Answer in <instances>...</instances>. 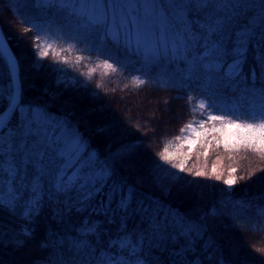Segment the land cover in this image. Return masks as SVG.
Instances as JSON below:
<instances>
[{
	"label": "snow or ice",
	"instance_id": "6c2138e0",
	"mask_svg": "<svg viewBox=\"0 0 264 264\" xmlns=\"http://www.w3.org/2000/svg\"><path fill=\"white\" fill-rule=\"evenodd\" d=\"M13 2L17 4L14 15L18 12L25 31L33 34L34 67L49 56L50 35L67 43L61 53L75 49L71 41L87 44L78 51L89 53V58L94 53L96 67L111 73L127 70V58L114 55L112 48L123 45L142 61V67L131 70L139 73L131 75L137 88L154 82L142 78L152 72L160 77V87H187L186 81L200 79L198 72L206 73L200 95L186 97L194 118L174 138L179 143L169 140L157 153L153 173L158 181L179 179L184 172L211 178L202 168L186 167L198 142L204 157L213 142L216 148L223 144L230 152L242 149L264 157V87H255L257 80L264 83V0ZM33 8L50 15L38 16ZM56 55L53 66L62 73L58 82L86 86L79 79L83 73L69 75L65 67L74 68L84 57L77 56L70 63L68 56ZM0 62L8 79L7 88L0 85V100L6 101L0 112V208L27 225L10 235L0 227V240L8 236L11 242L22 244L20 237L32 235L31 224L45 206H51L61 223L69 221L73 212L84 214L91 209L70 231L52 232L45 238L41 243L48 252L45 264H223L216 256L215 242L205 239L203 225L193 224L152 197L140 196L127 181L115 180L114 164L101 163L78 130L24 102L20 60L2 27ZM177 64L183 72L177 70ZM95 72L96 68L88 70L89 80ZM222 87L239 92L242 102L226 100L218 91ZM185 145L187 152L182 151ZM137 149L136 143L124 144L112 159L132 155ZM211 176L221 178L215 166ZM236 182L234 177L224 180L229 188ZM251 207L245 202L222 203L210 208L208 215L227 214L235 219ZM256 213L264 221V206ZM260 230L264 231V223Z\"/></svg>",
	"mask_w": 264,
	"mask_h": 264
},
{
	"label": "trees",
	"instance_id": "16d2710c",
	"mask_svg": "<svg viewBox=\"0 0 264 264\" xmlns=\"http://www.w3.org/2000/svg\"><path fill=\"white\" fill-rule=\"evenodd\" d=\"M13 9H17L13 0H0V27L12 51L20 60L24 102L44 110L56 120L66 121L78 130L87 142L89 151H95L101 163L114 164L115 180L127 181L137 188L140 196L152 197L183 214L193 224L203 225L206 228L205 239L210 238L215 242L216 256L223 264H264V252L259 251L264 249V231L260 230L264 221L256 213L258 207L264 206V157L242 149L230 152L223 144L216 148L215 142L213 147L208 149L209 155L204 157L200 155L203 149L198 142L186 167L202 168L211 178L195 177L184 172L180 174L179 179L161 182L153 173L154 164L158 159L157 153L169 140L179 143L174 138L179 136L181 128L194 118L189 112L186 97L200 95L198 89L204 82L206 73L203 70L198 72L196 75L200 79L186 81L187 87H160V77L156 72H152L142 78L154 82L137 88L131 81V75L139 73L131 70L134 67H142V61L136 53L123 45L112 48L114 55L127 58V70L123 73H111L103 67H96L98 61L94 53L89 58V53L78 51L87 47V44L71 41L75 49L61 53L62 48H67V43L50 35L47 36V42L52 43V50L41 66L34 67L31 52L33 34L25 31L26 25L19 22L18 12L14 15ZM31 11L38 16L50 15V12L44 9L37 11L33 8ZM18 35L24 39H19ZM57 53L68 56L70 63L74 62L77 56L84 57L74 68L65 67H68L69 75L83 73L79 79L86 81V86H66L65 83L58 82L62 73L53 66ZM90 68H96V72L89 80L87 73ZM176 68L183 72L179 64ZM105 72L109 74L105 75ZM0 74V85L7 88L8 79L2 62ZM98 84L102 86L97 87ZM248 86H253L251 80L248 81ZM255 87H264V83L257 80ZM218 91L229 102H242L239 92L231 88L222 87ZM158 98L163 99L158 101ZM87 105L90 110L86 108ZM121 106L124 108L119 109ZM5 107L6 101L0 100V112L4 111ZM198 116L199 114L195 118ZM111 117H118L121 123L107 126L106 121ZM211 138L209 135L208 139ZM128 143H136L137 151L113 160V154ZM170 151L175 149L170 148ZM182 151H188L187 145ZM217 157L220 159L217 160ZM213 166L221 176L219 180L211 176ZM233 168L237 170L235 173L230 171ZM229 177H234L237 181L231 188L224 184V180ZM235 202H245L252 207L246 215H237L235 219L227 214L208 215L212 207L219 208L222 203ZM89 212H73L69 221L61 223L54 217L51 206H45L31 224L32 235L28 238L20 237L22 244L11 242L8 236L0 240V264H45L48 252L41 247L45 238L52 232L70 231ZM93 219L102 217L93 216ZM0 227L10 235L11 232H19L21 227L27 225L18 216L0 208ZM212 264H215V261Z\"/></svg>",
	"mask_w": 264,
	"mask_h": 264
},
{
	"label": "rangeland",
	"instance_id": "374dc122",
	"mask_svg": "<svg viewBox=\"0 0 264 264\" xmlns=\"http://www.w3.org/2000/svg\"><path fill=\"white\" fill-rule=\"evenodd\" d=\"M160 99V100H159ZM163 98H158L157 100L158 101H161ZM156 100V99H155ZM231 103H233V102H231ZM86 108L87 109H89L90 110V107L87 105L86 106ZM119 109H121V108H124L123 106H121V107H118ZM216 114H219V113H216ZM100 116V115H99ZM126 116V115H125ZM98 117H96V119H97ZM100 118V117H99ZM98 118V119H99ZM200 118V116H198V118L197 119H199ZM121 123V121L119 120V118L117 117V118H112L111 117V119H107V121H106V125L107 126H113V124H116V123ZM217 123V126L219 125V122H216ZM208 125H206V127H207ZM187 134V133H186ZM85 141V140H84ZM86 142V141H85ZM87 143V142H86ZM87 147H88V144H87ZM89 148V147H88ZM90 149V148H89ZM91 151H92V149H91Z\"/></svg>",
	"mask_w": 264,
	"mask_h": 264
},
{
	"label": "water",
	"instance_id": "95a60500",
	"mask_svg": "<svg viewBox=\"0 0 264 264\" xmlns=\"http://www.w3.org/2000/svg\"><path fill=\"white\" fill-rule=\"evenodd\" d=\"M19 78H20V72H19ZM20 83H21V85H22L21 78H20Z\"/></svg>",
	"mask_w": 264,
	"mask_h": 264
}]
</instances>
